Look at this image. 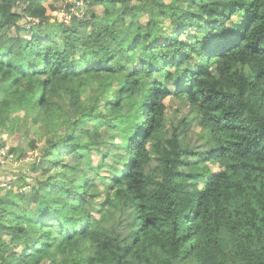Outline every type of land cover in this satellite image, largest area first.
Wrapping results in <instances>:
<instances>
[{"label":"trees","instance_id":"16d2710c","mask_svg":"<svg viewBox=\"0 0 264 264\" xmlns=\"http://www.w3.org/2000/svg\"><path fill=\"white\" fill-rule=\"evenodd\" d=\"M161 1L0 0V264H264V0Z\"/></svg>","mask_w":264,"mask_h":264},{"label":"rangeland","instance_id":"374dc122","mask_svg":"<svg viewBox=\"0 0 264 264\" xmlns=\"http://www.w3.org/2000/svg\"><path fill=\"white\" fill-rule=\"evenodd\" d=\"M167 2V0H162L161 2ZM62 8V5L61 6H59V11H60V9ZM97 11L101 14V15H103L104 14V12H105V9H104V7L103 6H100V7H98L97 8ZM54 16L55 17H52L51 18V20H50V22L51 23H54V22H61L62 21V19H63V15H62V13L61 12H56V13H54ZM144 22H146V19H144L143 20V23ZM176 106H174V108H175ZM20 132H22V129L21 128H19L18 129ZM30 136L28 137V138H25L21 133L19 134H6V133H2V131H0V142H5L6 143V148H3V152H5V154L7 153V151H8V148L10 147V146H13V145H17L18 144V146L20 147V148H22V149H28V143H29V141L31 140V139H37L38 137H37V131H38V128L37 127H31V129H30ZM201 132H202V130L197 126V123L194 121L193 122V124H192V128H191V131L189 132V135H191L192 137H193V144H195L196 143V141H197V138L199 137V135L201 134ZM3 157L4 158H1V162H4L3 164L1 163V165L2 166H5L7 163H13L15 166H17L18 164L15 162H13V159H12V157L8 154V155H4V153H3ZM94 162H93V166L94 167H97V164L99 163V161L101 160V157L99 156V155H94ZM32 161H34V160H32ZM104 175H110L111 173H103ZM40 175H44L45 176V174L44 173H41ZM95 175V173H93L92 174V176L93 177H95L94 176ZM0 176H2V168H0ZM9 184H7V183H3V182H0V188H6V187H8L9 188V186H8ZM0 196H1V194H0ZM96 214V213H95ZM57 240H60L59 238H57ZM46 264V263H45Z\"/></svg>","mask_w":264,"mask_h":264},{"label":"built area","instance_id":"2783aa9c","mask_svg":"<svg viewBox=\"0 0 264 264\" xmlns=\"http://www.w3.org/2000/svg\"><path fill=\"white\" fill-rule=\"evenodd\" d=\"M83 10H84V0H76L75 9H73V12L75 13V15L78 16L79 18H83V14H84ZM61 13L63 15L62 21L64 20L66 24H69L70 17L66 16L65 10H63ZM53 17L55 16L53 15ZM3 153L4 155H6L5 152H3V149H0V164L4 163V162H1V158H4Z\"/></svg>","mask_w":264,"mask_h":264}]
</instances>
